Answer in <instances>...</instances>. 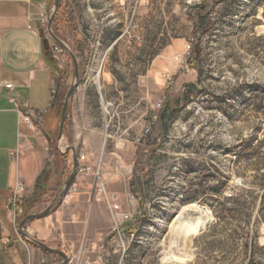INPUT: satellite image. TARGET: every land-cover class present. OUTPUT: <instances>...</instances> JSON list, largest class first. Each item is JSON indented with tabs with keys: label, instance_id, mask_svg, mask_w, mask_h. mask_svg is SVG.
Segmentation results:
<instances>
[{
	"label": "rangeland",
	"instance_id": "obj_1",
	"mask_svg": "<svg viewBox=\"0 0 264 264\" xmlns=\"http://www.w3.org/2000/svg\"><path fill=\"white\" fill-rule=\"evenodd\" d=\"M60 2L51 31L77 60L78 86L105 85L107 134L138 139L120 160L107 156L104 171L96 163L131 220L113 232L105 206L110 231L95 264L99 257L102 264H264V0H168L151 28L131 11L105 28L123 42L104 59L102 13L92 22L85 0ZM197 15L202 35L194 30ZM42 31L51 51L61 50L52 56L59 122L73 65ZM157 54L164 58L154 60ZM167 103L179 113L162 134ZM21 211L17 227L34 214L23 204Z\"/></svg>",
	"mask_w": 264,
	"mask_h": 264
},
{
	"label": "crops",
	"instance_id": "obj_2",
	"mask_svg": "<svg viewBox=\"0 0 264 264\" xmlns=\"http://www.w3.org/2000/svg\"><path fill=\"white\" fill-rule=\"evenodd\" d=\"M85 7L92 22L94 14L100 13L103 22L107 20L97 41L107 47L99 55L104 59L111 54V46L123 42L118 37L109 38L105 28L113 22H125L131 11L137 13V21L151 28L155 26L153 13L158 8L168 11V0H85ZM27 12V6L19 0H0V264H59V256L18 235L17 223L6 209L14 182L24 184L22 204L35 214L46 209L71 172L72 152L67 149L72 148L77 159L84 156L90 166L100 162L104 171L107 156L120 160L122 151L135 149L138 139L107 134L103 113L110 103L103 98L105 85H79L68 104L63 138L56 142L59 115L51 43L35 20L26 19ZM160 58L164 55L153 57ZM6 83L13 85L29 109L40 113L38 133L16 163L11 162L9 154L17 145L19 120L8 101ZM119 175L116 171L113 177L120 179ZM73 184L79 190L76 196L58 200L47 217L28 222L24 232L30 239L63 252L67 264H95L94 254L104 247L103 240L110 231L109 213L105 205L91 203L90 176L76 174ZM3 239L9 242L6 247L1 245Z\"/></svg>",
	"mask_w": 264,
	"mask_h": 264
},
{
	"label": "built area",
	"instance_id": "obj_3",
	"mask_svg": "<svg viewBox=\"0 0 264 264\" xmlns=\"http://www.w3.org/2000/svg\"><path fill=\"white\" fill-rule=\"evenodd\" d=\"M24 3L28 12L26 19L28 21L35 20L41 30L47 31L48 23L52 17L54 8L53 0H19ZM187 53L190 52V46L186 47ZM54 53H61V50L53 48L51 55ZM4 87L10 92L8 101L12 105L13 110L16 112L19 120V132L17 137L16 148L10 152V159L12 163H16L20 155L30 148V139L38 133L37 124L40 119V113L35 112L27 107L21 100L19 95L14 91V87L10 83H6ZM85 157H78L77 174L90 176L92 178V188L89 190V197L91 203L104 204L111 213L113 221V232H119L120 227L131 220V215L121 211L120 203L117 194L110 193L104 187L100 176V164L90 166L85 163ZM25 186L19 180H16L10 189V198L6 204V209L11 215L14 222L17 223V218L21 214V205ZM79 193L78 188L72 183L66 190L63 199H72ZM135 198L130 197V203L134 204ZM19 235V234H18ZM2 246L6 247L9 242L7 239L2 240ZM96 264H102L101 258L97 259Z\"/></svg>",
	"mask_w": 264,
	"mask_h": 264
},
{
	"label": "water",
	"instance_id": "obj_4",
	"mask_svg": "<svg viewBox=\"0 0 264 264\" xmlns=\"http://www.w3.org/2000/svg\"><path fill=\"white\" fill-rule=\"evenodd\" d=\"M59 1L60 0H54L53 1V8H54V12H56V10L58 9L59 6ZM54 15H52L49 23H48V27H47V32L49 37L56 43L58 44L64 51H66L72 61V65H73V72H72V83L65 95L64 101H63V105H62V110H61V115L59 118V122H58V132H57V137H56V142L59 144L63 138V130H64V123L65 120L67 118V113H68V104L69 101L75 91V89L78 86L79 83V69H78V64H77V60L75 58V56L70 52L69 48L61 41L59 40L55 35H53L52 31H51V24L53 21ZM67 151H71L72 152V169L71 172L68 176V178L66 179V181L63 183L61 189L58 191V193L56 194V196L54 197V199L51 201V203L46 207V209H44V211L40 212V213H36V214H31L26 216L18 225V233L20 235V237H22L25 240L31 241L34 245H36L38 248L56 254L57 256H59L61 258V262L59 264H67L68 263V258L67 256L58 250L52 249L38 241H35L33 239H30L27 234L24 232V227L25 225L35 219H41V218H45L47 217L55 203L62 199L64 197V194L66 192V190L69 188V186L73 183V180L77 174V169H78V159L76 154L74 153L73 149H67Z\"/></svg>",
	"mask_w": 264,
	"mask_h": 264
},
{
	"label": "trees",
	"instance_id": "obj_5",
	"mask_svg": "<svg viewBox=\"0 0 264 264\" xmlns=\"http://www.w3.org/2000/svg\"><path fill=\"white\" fill-rule=\"evenodd\" d=\"M201 8V6H200ZM64 9L63 3L60 2L58 9L56 10L54 20H53V30L58 29V16L62 13ZM203 22L204 18L201 15H197V24L194 27V30L197 34H204L206 32V29L203 28ZM196 51H197V57L199 56L200 52V44L197 43V47H195V52H193V57H196ZM193 85H186L185 90L187 92L193 91ZM184 100H188V97H186ZM179 111L176 108L171 107L170 103H167L161 114L159 115V126L162 134H165L168 130V125L175 121ZM134 185H138V181L136 180L131 184L132 187ZM135 197L137 199H140L141 196L139 194L135 193Z\"/></svg>",
	"mask_w": 264,
	"mask_h": 264
}]
</instances>
